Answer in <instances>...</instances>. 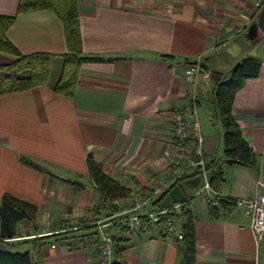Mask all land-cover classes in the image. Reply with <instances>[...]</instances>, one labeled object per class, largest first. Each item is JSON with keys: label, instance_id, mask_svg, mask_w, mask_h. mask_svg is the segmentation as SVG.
Instances as JSON below:
<instances>
[{"label": "crops", "instance_id": "obj_1", "mask_svg": "<svg viewBox=\"0 0 264 264\" xmlns=\"http://www.w3.org/2000/svg\"><path fill=\"white\" fill-rule=\"evenodd\" d=\"M256 1L76 0L80 54L112 59L82 62L72 97L55 93L49 82L0 95V198L8 192L36 204L39 224H56L69 213L79 220L100 195L87 168L88 153L130 191L147 186L180 159L170 130L174 107L190 92L185 68L196 59L202 68L197 110L216 136L205 155L222 159L223 149L214 154L223 147V129L213 89L248 55L260 60L259 72L235 91L231 114L255 166L223 164L222 179L213 186L235 199L264 192V31L258 27L264 2ZM17 2L0 0V14H14ZM6 36L23 54H54L49 78L56 81L67 44L53 10L18 13ZM14 59L0 49V63ZM188 179L180 184L184 195L198 183ZM217 208L213 216L202 199L192 206L194 264H264V233L254 237L243 206ZM147 231L127 237L126 264H183L180 241ZM56 245L36 254L34 249L32 264L98 263L93 246Z\"/></svg>", "mask_w": 264, "mask_h": 264}, {"label": "trees", "instance_id": "obj_2", "mask_svg": "<svg viewBox=\"0 0 264 264\" xmlns=\"http://www.w3.org/2000/svg\"><path fill=\"white\" fill-rule=\"evenodd\" d=\"M29 9H49L53 10L61 19L64 28L67 51L60 56L63 64L59 76L56 81L52 82L50 77L49 62L54 54L48 52H31L21 53L15 45L7 38L6 30L14 20L15 16ZM77 5L76 0H18L14 14H0V49L8 51L15 56V59L0 63V95L29 89L49 82L52 90L61 95L72 97L77 83L79 66L82 62L105 61L112 58H104L95 55H81L80 42L77 30ZM260 60L254 56L248 55L237 61L229 72V76L220 80L213 89V96L217 114L221 123L222 141H223V158L221 163L213 161L210 156L207 157V166L211 168L210 181L216 183L222 179L223 164L238 163L241 165L255 166V156L249 143L244 139L241 128L231 114L232 99L237 89L242 87L245 80L254 77L258 74L260 68ZM201 67V63H200ZM202 70V68H201ZM198 100V99H197ZM198 103V101H196ZM23 159V158H22ZM24 160V159H23ZM35 167L37 164L24 160ZM87 168L89 174L103 199L108 200V204L102 206L106 213L111 209V203L115 199H119L129 195L130 190L121 185L116 179L105 173L96 164L91 153L87 154ZM198 171L195 172L196 175ZM187 174L177 179L175 184H178L185 179H188ZM190 177V176H189ZM221 207L228 204H236L235 198L223 197L220 200ZM101 204V203H100ZM213 216L218 213V208L209 207ZM38 207L36 204L27 200L18 198L8 192H4L0 198V242H4L8 250L0 251V264H32L35 262L36 256L30 250L14 249V245L5 242L6 239H11L17 235L16 225L30 221L33 225V231L36 227V213ZM90 212L93 210L90 209ZM101 214V212L99 211ZM192 210L182 212L180 217L182 220V244L183 264H194L195 260V232H194V217ZM91 218H81L77 221L79 228L75 230L67 229L71 225L66 220H61L64 224L57 225L50 231L64 229L57 233H49L44 236H36L31 239L32 246H43L50 242L62 243L64 239L78 238L83 241V237L88 236L86 243L81 247L93 246L97 241L96 227L93 224H88ZM146 222L145 228L136 232H144L151 229L153 223ZM59 222V224H61ZM55 225V224H52ZM58 227V228H57ZM66 229V230H65ZM127 232L126 228L121 227V233L114 236L112 260L108 264H126L123 258V250L126 247L127 237L124 236ZM132 233V232H131ZM33 234H37L36 232ZM76 245V243H75ZM38 247V248H39Z\"/></svg>", "mask_w": 264, "mask_h": 264}, {"label": "built area", "instance_id": "obj_3", "mask_svg": "<svg viewBox=\"0 0 264 264\" xmlns=\"http://www.w3.org/2000/svg\"><path fill=\"white\" fill-rule=\"evenodd\" d=\"M264 0H257L256 6H260ZM200 59L188 63L185 68V76L190 84V92L186 100L174 107L173 120L170 133L176 143L180 159L171 163L168 168L161 171L151 182L147 184V193L138 194L134 199L128 200L130 194L115 199L111 203V209L107 212L103 204L97 207L101 212L100 216L90 217L88 224H93L96 229L97 241L95 243V252L97 264H108L112 260L113 239L121 233V227L126 228L124 236L128 237L132 232L145 228L147 218L148 222L153 223L158 228L160 235L169 240H182V220L181 213L191 210L194 203L200 199L210 207H219L220 199L225 194L215 188L210 181L211 168L207 166L206 155L204 150V134L200 121L196 115L197 99L196 88L201 76ZM221 163V159L216 160ZM198 171L196 175L195 172ZM187 174L190 177H198L199 184L190 193L184 195L183 199L173 203L166 208H158V201L169 191L177 179ZM188 176V178H189ZM236 204L244 208V213L250 217V229L255 238L260 239L264 233V192H257L255 196L245 198H236ZM77 221L71 222L67 229L75 230L79 228ZM66 230V229H65ZM64 229H57L50 233H57ZM122 234V233H121ZM88 236L83 237V241L78 238H66L62 243L66 248L73 249L81 247L88 242ZM59 242H52L55 246ZM76 243V245H75Z\"/></svg>", "mask_w": 264, "mask_h": 264}, {"label": "rangeland", "instance_id": "obj_4", "mask_svg": "<svg viewBox=\"0 0 264 264\" xmlns=\"http://www.w3.org/2000/svg\"><path fill=\"white\" fill-rule=\"evenodd\" d=\"M262 5V4H261ZM260 5V6H261ZM254 25H255V28H256V30L258 31V32H260L259 31V29H258V27H257V22L256 23H254ZM62 64H63V61H62ZM62 64L60 65V70H59V74H60V71H61V69H62ZM55 73V72H54ZM59 74H58V76H59ZM55 78V77H54ZM195 106L197 107V102H195ZM217 150L215 151V153L214 154H217V153H220V152H222V149H223V147H222V144H220V145H218V147L216 148ZM207 158V157H206ZM208 159V158H207ZM207 159H206V161H207ZM182 182H180L179 184H181ZM138 186V188H134V190H131L130 191V198L128 199V200H132V199H134L136 196H138V194H140V196L142 195V194H145V193H147V190H148V187L146 186V185H137ZM96 189V188H95ZM193 191V190H192ZM192 191H188V193H187V195L188 194H190ZM140 192V193H139ZM103 196L102 195H99L98 194V197L96 198V202L92 205V212H90L89 210L90 209H85V216H81L80 218H79V220L81 219V218H90V217H95V216H100V213H99V209H98V205L100 204V203H109L108 202V200L107 199H103L102 198ZM113 203V202H112ZM113 204H115V203H113ZM83 214V213H82ZM78 216L79 215H76V214H73V213H69V216L67 217V218H61V220H66L67 222H69V224L71 225V222H74L75 220L76 221H79L77 218H78ZM96 218V217H95ZM61 220L59 221V222H61ZM36 221V227H37V230L36 231H33V225H31L32 223L29 221H24V222H21V223H19V224H17L16 225V230H17V235L18 236H15V237H13L12 239H17V240H9V239H6L5 240V242H9L10 244L12 243L15 247H14V249H19V250H25V249H27V250H30L31 252L35 249L36 250V252H35V254L37 253V251H39L38 249L39 248H42V247H44V246H46V245H43V246H41L40 245V247L39 246H32L31 245V239H33V238H37L38 236H44L45 234H49V232H50V230L51 229H54L57 225H62V224H64L63 222H61V224H59V222H57L55 225H52L50 222H48L47 220H42L41 222H40V224L37 222V220H35ZM58 228V227H57ZM35 229V228H34ZM37 233V234H33V233ZM147 232H150L151 234H157L158 233V228L155 226V225H153L152 227H151V231H147ZM38 233H40V234H38ZM146 234V232L143 234V235H145ZM37 236V237H36ZM53 242V241H52ZM52 242H50V245L52 244ZM63 244H59V245H56V247L58 248V246H62ZM39 247V248H38ZM39 254H40V252H39Z\"/></svg>", "mask_w": 264, "mask_h": 264}, {"label": "water", "instance_id": "obj_5", "mask_svg": "<svg viewBox=\"0 0 264 264\" xmlns=\"http://www.w3.org/2000/svg\"><path fill=\"white\" fill-rule=\"evenodd\" d=\"M258 27L260 28V30L264 31V6L261 11V21L258 23ZM196 115L200 121L202 132L204 134V150L205 152L210 153L215 145L216 136L213 135V129L202 111L199 112V110H196ZM196 178L198 180V183L193 186V190L199 184V178ZM187 180L190 179H185L182 182L186 183ZM182 189L183 188L180 186V184L173 185L172 188H170L169 191L158 201V208H166L171 206L173 203L182 200L184 197V192ZM7 250V245L4 242H0V251Z\"/></svg>", "mask_w": 264, "mask_h": 264}]
</instances>
